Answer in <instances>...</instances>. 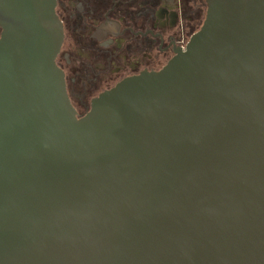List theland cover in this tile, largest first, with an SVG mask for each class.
I'll list each match as a JSON object with an SVG mask.
<instances>
[{"label":"water","instance_id":"obj_1","mask_svg":"<svg viewBox=\"0 0 264 264\" xmlns=\"http://www.w3.org/2000/svg\"><path fill=\"white\" fill-rule=\"evenodd\" d=\"M205 3L77 116L55 0H0V264H264V0Z\"/></svg>","mask_w":264,"mask_h":264},{"label":"flooded vegetation","instance_id":"obj_2","mask_svg":"<svg viewBox=\"0 0 264 264\" xmlns=\"http://www.w3.org/2000/svg\"><path fill=\"white\" fill-rule=\"evenodd\" d=\"M205 0H55L56 64L77 116L125 77L161 69L200 27Z\"/></svg>","mask_w":264,"mask_h":264}]
</instances>
